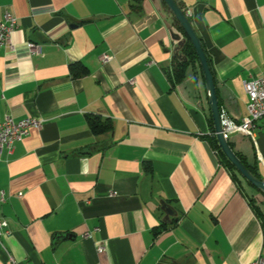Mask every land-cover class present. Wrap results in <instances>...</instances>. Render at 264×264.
Listing matches in <instances>:
<instances>
[{
    "label": "crops",
    "instance_id": "1",
    "mask_svg": "<svg viewBox=\"0 0 264 264\" xmlns=\"http://www.w3.org/2000/svg\"><path fill=\"white\" fill-rule=\"evenodd\" d=\"M178 1L213 61L221 111L246 118L244 83L264 74V0ZM137 5L0 0V21L7 10L18 19L14 49H0V123L6 116L45 120L12 154L0 152V189L7 192L0 218L10 231L0 242V264L264 258L252 194L239 190L203 139L211 108L200 68L173 84L172 61L184 59L185 38L162 0ZM29 44L40 52L31 54ZM75 63L88 73L74 78ZM89 117L113 129L94 134ZM229 142L264 180V131Z\"/></svg>",
    "mask_w": 264,
    "mask_h": 264
},
{
    "label": "built area",
    "instance_id": "2",
    "mask_svg": "<svg viewBox=\"0 0 264 264\" xmlns=\"http://www.w3.org/2000/svg\"><path fill=\"white\" fill-rule=\"evenodd\" d=\"M190 10H187L186 16L189 17ZM18 27V19L10 12L4 13L3 19L0 21V49L4 46L14 49L12 43V34ZM31 54L40 52V46L29 44ZM103 61H108L110 57L104 56ZM134 82H131V85ZM245 92L249 97L248 113L249 115L240 120H233L226 112L221 111L222 133L226 140L237 135L253 137L255 131H264V74L251 78L244 83ZM44 119L25 118L15 120L12 116H6L4 121L0 123V152L7 149L12 154L14 144L22 141L29 135L30 129L42 128ZM7 202V192L0 189V204ZM10 234L9 223L6 219L0 218V242L3 237ZM89 235H86L88 237ZM103 247H98V252H103ZM11 262L15 264L12 258ZM251 264H264V258H259Z\"/></svg>",
    "mask_w": 264,
    "mask_h": 264
},
{
    "label": "trees",
    "instance_id": "3",
    "mask_svg": "<svg viewBox=\"0 0 264 264\" xmlns=\"http://www.w3.org/2000/svg\"><path fill=\"white\" fill-rule=\"evenodd\" d=\"M141 1L142 0H137L138 5H137V7H135L136 10H141L140 9L141 8ZM175 1L177 2L178 6L183 10V12L186 14L182 4L178 0H175ZM163 4L167 8V11L172 15L174 27L185 38V44L182 47V54L184 55V59L180 60L177 57H175V58H173V61H172V75L171 76L173 78L172 80H173L174 86L179 85V84L184 82V80L186 78V73H187L189 68H192L194 71H196L197 68H200V71H201L202 76L204 78V74H203V71L200 67L199 59H198V56H197V53H196L194 46L192 45L191 41L187 38L182 27L179 25L177 20L174 18L172 12L168 9V7L166 6V4L164 2H163ZM200 40H201V44H202L203 50L205 52V55L207 57V61L209 63L211 72L214 76L215 72H214L213 61H212V59H211V57H210V55H209V53L205 47L204 42L202 41L201 38H200ZM78 67L80 68L79 71H77ZM71 73H72L74 78H79V77H83L85 74H87L88 69L81 64L75 63V64L71 65ZM217 94H218V91H217ZM218 100H219V105H220L221 110H222L219 95H218ZM209 122H210V127H211V133L206 135V136H203V139L206 140L210 144L211 148L215 151L219 162L229 170V172L231 173L233 180L236 182L239 190H241L242 192L246 191L245 190L246 188L244 185V183H246L247 186H249L250 188H252L255 191V193L261 194L258 190H256L252 186V184L248 180H246L245 178L242 177V175L236 170L235 166L228 160L226 155L223 153L221 147L219 146L217 136L215 134L214 121H213L212 115L209 118ZM88 125L94 134L106 133V132H109L113 129V124L110 121L103 120L102 118H99V117H89L88 118ZM230 146L233 149V151L236 153L238 158L242 161V163L247 167V169L254 176L263 180L261 178L260 173H259L257 164L256 163L250 164V162L248 161V159L244 155H242L241 153H239L235 150L234 145L231 142H230ZM147 171H150V172L152 171L150 166L147 167ZM247 197H249V202H250V205L252 206V209L257 214V216L261 219L262 226L264 229V204L263 203L259 204L255 195L254 196L251 195V196H247ZM161 227L164 229H167L168 225L163 224Z\"/></svg>",
    "mask_w": 264,
    "mask_h": 264
},
{
    "label": "water",
    "instance_id": "4",
    "mask_svg": "<svg viewBox=\"0 0 264 264\" xmlns=\"http://www.w3.org/2000/svg\"><path fill=\"white\" fill-rule=\"evenodd\" d=\"M162 1L172 12L174 18L182 27L187 38L191 41L192 45L196 50L200 67L204 74L206 87L209 92V104L211 108V115L214 121V130L219 142V146L221 147L223 153L226 155L228 160L235 166L236 170L242 175V177L248 180L256 190H258L262 195H264V180L257 178L247 169V167L242 163V161L238 158L236 153L231 148L230 142L226 140V138L222 133L221 107L219 105V100H218L217 86L215 84V79L211 72L199 36L197 35L195 29L193 28L189 18L186 16L183 10L178 6L175 0H162ZM163 207L165 208L168 214L172 216L174 215L173 211L165 203L163 204Z\"/></svg>",
    "mask_w": 264,
    "mask_h": 264
},
{
    "label": "rangeland",
    "instance_id": "5",
    "mask_svg": "<svg viewBox=\"0 0 264 264\" xmlns=\"http://www.w3.org/2000/svg\"><path fill=\"white\" fill-rule=\"evenodd\" d=\"M189 71H191V69L189 68L188 69V73H189ZM244 185H245V188H246V190L247 191H249L250 192V194H256L255 195V197H256V199L258 200V203L259 204H264V196L263 195H261V194H259V193H255V191L252 189V188H250L249 186H247V184L246 183H244ZM254 196V195H253Z\"/></svg>",
    "mask_w": 264,
    "mask_h": 264
}]
</instances>
